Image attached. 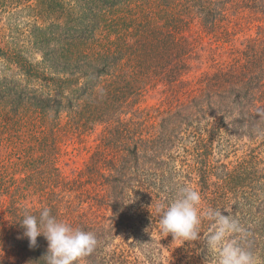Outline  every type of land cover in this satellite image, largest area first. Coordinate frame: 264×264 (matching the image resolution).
I'll list each match as a JSON object with an SVG mask.
<instances>
[{
  "label": "trees",
  "instance_id": "1",
  "mask_svg": "<svg viewBox=\"0 0 264 264\" xmlns=\"http://www.w3.org/2000/svg\"><path fill=\"white\" fill-rule=\"evenodd\" d=\"M223 140L246 154L226 162ZM183 186L196 239L161 230ZM45 208L96 236L76 264H155L162 244L218 258L209 210L263 261L264 0H0V264H45L19 223Z\"/></svg>",
  "mask_w": 264,
  "mask_h": 264
},
{
  "label": "clouds",
  "instance_id": "2",
  "mask_svg": "<svg viewBox=\"0 0 264 264\" xmlns=\"http://www.w3.org/2000/svg\"><path fill=\"white\" fill-rule=\"evenodd\" d=\"M200 203L201 195L197 190L188 186L178 188L176 198L170 204L158 206L161 230L172 234L174 238H198ZM208 214L214 217L219 225L218 230L208 240L210 247L219 249L218 264H260L250 248L227 240L229 233L244 231L237 220L230 219L219 211L209 210ZM19 223L30 247L37 245V237L41 235L48 241L45 264H76L79 259L91 254L98 243L92 232L58 220L47 208L43 209L39 216L26 212Z\"/></svg>",
  "mask_w": 264,
  "mask_h": 264
},
{
  "label": "rangeland",
  "instance_id": "3",
  "mask_svg": "<svg viewBox=\"0 0 264 264\" xmlns=\"http://www.w3.org/2000/svg\"><path fill=\"white\" fill-rule=\"evenodd\" d=\"M238 36L239 38H241L240 35ZM159 103V100H157L156 98H148V100L146 101V103H144L143 106H154L156 104L158 105ZM95 137L96 135L87 137L86 144L76 143L75 146L70 147L71 151L75 149L74 147L80 148L79 151H75L76 155L73 157V160L75 162L72 163V167L81 166L83 162L89 158L90 151H93L96 148L97 140H95ZM233 143L234 141L231 142V144ZM243 143L244 142H236L232 145L233 147H231V144L228 145L226 144V141L223 140L221 145L223 146V150H221L219 156L226 160V162H236L239 158L243 157L246 154V151L248 149V147L244 146ZM164 234L165 236L169 235L166 232H164ZM165 240L168 242L170 241L169 238H166ZM114 241L122 243L121 238H116ZM160 247L161 253L158 252V254L156 255L157 261L155 264H218V258L216 257V255L208 251L207 248H205L206 252H204V249L201 250V252H192L187 249H185V251L178 250L175 245L169 246L162 244L160 245ZM216 251L217 249H215V252ZM262 258L264 259V255L262 256ZM258 259L260 264H264V260L262 261L260 257Z\"/></svg>",
  "mask_w": 264,
  "mask_h": 264
}]
</instances>
